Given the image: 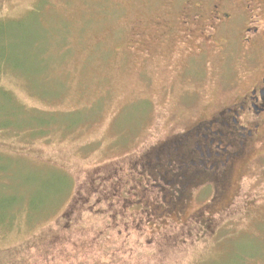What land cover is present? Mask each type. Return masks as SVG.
Listing matches in <instances>:
<instances>
[{
    "label": "rangeland",
    "instance_id": "374dc122",
    "mask_svg": "<svg viewBox=\"0 0 264 264\" xmlns=\"http://www.w3.org/2000/svg\"><path fill=\"white\" fill-rule=\"evenodd\" d=\"M184 1L0 0L24 111L0 127V264H264V169L181 197L159 178L244 72Z\"/></svg>",
    "mask_w": 264,
    "mask_h": 264
},
{
    "label": "flooded vegetation",
    "instance_id": "af4514ba",
    "mask_svg": "<svg viewBox=\"0 0 264 264\" xmlns=\"http://www.w3.org/2000/svg\"><path fill=\"white\" fill-rule=\"evenodd\" d=\"M184 3L189 10L183 11L189 13L183 12L185 15L180 17L188 27L205 25L203 30L210 29L212 33L214 27L220 26L222 31H228L240 48L238 64L244 72L232 85L228 102H221L215 112L186 126L176 136L171 152L160 148L168 163L159 178H168L180 197L194 187L199 190L228 184L238 170L242 174L249 169L258 183L262 174L258 168L264 169V164L259 163L264 155V0Z\"/></svg>",
    "mask_w": 264,
    "mask_h": 264
},
{
    "label": "trees",
    "instance_id": "16d2710c",
    "mask_svg": "<svg viewBox=\"0 0 264 264\" xmlns=\"http://www.w3.org/2000/svg\"><path fill=\"white\" fill-rule=\"evenodd\" d=\"M3 21V20H1ZM12 37L8 36V41L11 39ZM12 41L10 40V43ZM4 43H6V39L4 41ZM10 59H8L6 50H0V71L3 69V67L7 66H11L10 64ZM18 66V64H15ZM12 67V66H11ZM14 68H17L14 66ZM19 69V68H17ZM24 111H22L17 104L15 103V101H13V97L8 93L7 90H5V88L0 85V127H6L9 126L8 123L12 122V120H14V118H16V116L18 114H23ZM39 117V116H38ZM42 118V119H41ZM38 121H40L43 124H47L48 122H46L45 120H43V117H39L36 120L33 121V123H36V127H38L39 125L37 124ZM1 174V173H0ZM68 188V192L71 190V187H67ZM2 221H0L1 223ZM3 223V222H2Z\"/></svg>",
    "mask_w": 264,
    "mask_h": 264
}]
</instances>
